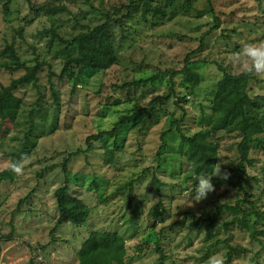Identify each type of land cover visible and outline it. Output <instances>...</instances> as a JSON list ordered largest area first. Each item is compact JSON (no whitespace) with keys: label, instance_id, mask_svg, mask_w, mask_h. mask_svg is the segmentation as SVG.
Listing matches in <instances>:
<instances>
[{"label":"rangeland","instance_id":"obj_1","mask_svg":"<svg viewBox=\"0 0 264 264\" xmlns=\"http://www.w3.org/2000/svg\"><path fill=\"white\" fill-rule=\"evenodd\" d=\"M177 1L172 18L157 19L144 15V4L169 6L170 0H0V63L12 45L26 66L41 65L37 84L15 91L22 101L16 122L0 119V171L11 164L9 154L31 149L0 183V264H38L39 254L46 264H78L80 245L94 230L118 232L125 239L126 264H211L210 258L224 264L228 244L247 248L232 257L234 264H264L263 220L256 239L241 225L230 236L224 231L235 212L222 208L211 220L216 207L238 201L249 209L250 225L256 211L264 213V133L250 138L253 164L244 165L242 181L246 194L237 185L242 136L229 128L218 132V164L227 178L214 177L213 191L198 202L191 200L195 185L186 176L187 145L181 136L198 132L207 117L204 125L209 124L223 72L253 70L249 93L264 96V73L254 71L244 50L264 45V0H212L213 11L208 0H196L186 12L179 5L184 0ZM108 18L118 62L74 88V80L60 75L65 59L76 54L70 42ZM188 56L203 79L194 93L181 76L171 79ZM158 73L155 83L126 85ZM24 74L0 67V85ZM171 87L172 98L158 101L157 115L145 123L151 101ZM134 111L139 115L118 137L87 143ZM259 118L264 123V116ZM154 178L159 185L152 184ZM66 180L91 214L84 226L68 222L52 234L59 216L54 192Z\"/></svg>","mask_w":264,"mask_h":264},{"label":"trees","instance_id":"obj_2","mask_svg":"<svg viewBox=\"0 0 264 264\" xmlns=\"http://www.w3.org/2000/svg\"><path fill=\"white\" fill-rule=\"evenodd\" d=\"M195 1L196 0H184L181 3L179 2L180 8L185 12L190 11ZM211 1L212 0H208V4L210 5V11H213ZM170 2L171 5L169 6L167 4L155 6L152 5V3L149 4L146 2L143 6L144 15L150 14L157 19H170L173 16L174 8L178 6V1L170 0ZM5 9L6 11L8 10V5H5ZM201 14L203 13H199L198 15ZM110 23L111 19L108 18L106 22L101 25L79 32L70 42V44L76 48V54L68 56L65 59L60 75L63 77L67 75L71 80H74V88L78 86L81 79L90 78L100 71L111 68L118 62V56L113 45L114 36L110 28ZM54 37L56 38L58 35L54 34ZM2 55L5 56L7 60L0 63L1 68L12 72L18 70L25 71L24 75L12 80L8 86L0 85V119L3 122L9 121L14 123L19 116V111L22 106V101L15 95V91H17L19 87L37 84L39 81L38 72L41 65L26 66L17 54L15 47L12 45H8L4 49ZM189 58L190 56L187 57L185 67L182 70L172 73L171 79L175 76H181L185 88L189 90L190 93H194L203 79L200 73L193 67L195 63L189 61ZM252 71L245 70L235 75L223 72L215 86L209 124L207 126L204 125V121L208 120L207 117L206 120L202 119L203 121L199 122L201 129L192 136L181 134L184 145H187L186 150L183 152L187 163L186 176L194 185L196 183L195 176L198 173L201 171L211 172V167L219 163V145L215 140L218 132L229 128L230 131L237 132L242 136V140L239 143V167L242 173L239 176L237 185L244 189L242 186V181L246 177V168L244 165L251 166L253 164L249 156L250 138L254 135H261L264 133V123L259 118L261 115L264 116V96L255 95L252 97L249 93L250 81L254 78ZM161 74L162 73H158L147 78L135 80L126 85L127 87L136 88L147 86L150 83L158 81L161 78ZM50 86L51 90H53L54 102L57 107H60V99L52 81H50ZM173 94L174 88L171 87L167 95L157 96L152 100L149 114L144 119V122H150L153 117L157 115L158 111L156 104L158 101L167 102L172 98ZM260 113L262 114L260 115ZM138 115L139 113L134 111L132 114L120 116L111 130H103L88 137L87 143L91 146L92 140H99L104 136L118 137L121 128L125 127L128 123H132ZM32 130L33 128L30 127L26 132V140L30 137ZM164 137L165 134L162 135L163 140ZM164 146L165 145L162 147L164 148ZM30 154L31 149L26 146L19 151L9 154L11 164L7 169L0 171V183L9 178L10 171L17 164L25 161ZM108 154L114 155V152L109 151ZM64 169L66 171V167ZM217 181L218 180L214 177L212 178L213 183ZM152 184L159 185V181L154 178ZM245 193L247 194L246 190ZM54 197L56 199L59 216L52 230V234L59 226L68 222L77 227H82L86 224L91 214L90 207L81 198L70 191L68 180L65 181L64 186L56 189ZM222 208L237 213L223 224L224 231L229 234V236L234 226L241 225L249 231L254 239L257 238L256 234L258 231H256L255 228L261 220L264 221V213L256 211V221L250 225L245 221L250 215V211L249 209H243L242 202L238 201L235 205L224 204L216 207L215 213L211 217L212 223L216 220L217 214ZM209 236H211V233ZM226 241L228 243V239ZM228 246V258L224 264H234L232 261L234 255L247 252V248L244 246H232L229 244ZM158 250L162 253L161 248ZM126 256V242L118 232H101L94 230L90 231L88 237L84 239L80 245L78 250V264H126ZM161 260H164L163 253ZM160 263H162V261Z\"/></svg>","mask_w":264,"mask_h":264},{"label":"clouds","instance_id":"obj_3","mask_svg":"<svg viewBox=\"0 0 264 264\" xmlns=\"http://www.w3.org/2000/svg\"><path fill=\"white\" fill-rule=\"evenodd\" d=\"M246 54L251 58L252 67L257 73H264V45H260L259 47L253 45L245 46ZM212 171H201L195 176V187L193 190V195L191 200L193 201H201L203 200L210 192L214 189V184L212 182L213 177L222 176L223 178H227V173L222 174L219 164L212 166ZM211 264H220L219 260L215 258H210Z\"/></svg>","mask_w":264,"mask_h":264},{"label":"built area","instance_id":"obj_4","mask_svg":"<svg viewBox=\"0 0 264 264\" xmlns=\"http://www.w3.org/2000/svg\"><path fill=\"white\" fill-rule=\"evenodd\" d=\"M1 232H2V229H1V227H0V234H1ZM38 259H39V260H38ZM38 259H37V260L40 262V263H38V264H46V262H45L43 256H41L40 254L38 255Z\"/></svg>","mask_w":264,"mask_h":264},{"label":"crops","instance_id":"obj_5","mask_svg":"<svg viewBox=\"0 0 264 264\" xmlns=\"http://www.w3.org/2000/svg\"><path fill=\"white\" fill-rule=\"evenodd\" d=\"M84 240V239H83ZM82 244V243H81ZM46 262V261H45Z\"/></svg>","mask_w":264,"mask_h":264}]
</instances>
